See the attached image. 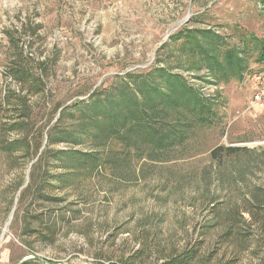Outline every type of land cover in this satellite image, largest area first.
<instances>
[{
    "label": "rangeland",
    "instance_id": "374dc122",
    "mask_svg": "<svg viewBox=\"0 0 264 264\" xmlns=\"http://www.w3.org/2000/svg\"><path fill=\"white\" fill-rule=\"evenodd\" d=\"M184 29L214 30L219 51L239 49L247 70H209L200 54L186 49L184 38L172 41ZM257 40H264V0H0V91L19 89L5 77L13 61L30 58L36 70V61L49 57L45 91L30 103L29 131L39 148L27 157H0V264L29 256L35 264H171L191 251L197 254L189 264L231 258L217 213L264 191V97L254 99L248 78L249 70L264 69ZM157 67L181 75L210 99L215 124L177 123L169 143L159 147L144 129L47 145L60 110L53 112L55 106L123 86L117 77L127 72L141 80ZM152 75L151 82H161ZM77 117L66 116L65 124L76 132ZM218 146L241 150L214 160L211 151ZM44 147L46 157L38 162ZM56 150L92 158L60 161L51 157ZM61 165L70 171L66 180L47 191L60 200L32 193L18 211L32 170L36 177L53 175L66 171ZM36 212L44 219L59 216L51 241L25 232L24 217ZM248 240L234 264L254 258Z\"/></svg>",
    "mask_w": 264,
    "mask_h": 264
},
{
    "label": "trees",
    "instance_id": "16d2710c",
    "mask_svg": "<svg viewBox=\"0 0 264 264\" xmlns=\"http://www.w3.org/2000/svg\"><path fill=\"white\" fill-rule=\"evenodd\" d=\"M171 38L172 41L184 38L186 49L200 54L203 60H206V68L213 72L220 69L224 75L226 68H230L235 75H242L247 70L239 49L226 50L222 53L219 51L217 44L220 43V35L214 30L184 29L172 35ZM257 43L260 46L257 61L264 62V40H257ZM48 60L49 57L38 59L36 70L30 67V58L16 59L7 68L5 77L12 79L19 89L0 91V157L12 160L16 159L19 153L23 154L22 157H27L36 153L39 148V142H36L35 136L29 131L31 130L29 121H32L30 103L33 96L43 94L45 91L46 82L43 77ZM261 69L262 67L257 70ZM153 72L160 77V83L151 82ZM153 72L142 76L141 80L132 78L131 73L127 72L123 77H117L123 86L93 91L87 99L65 106L63 103L55 106L53 112L59 108L60 110L46 133L47 145L65 141L74 142L78 135L83 137L92 135L100 138L111 134L117 137L122 130L131 134L137 129H144L146 131L144 137L152 140L156 147H159L165 142L169 143L168 140L174 136V129L178 127L177 123L185 127L196 123L207 126L215 124L216 113L210 99L201 97L177 73H171L163 67H157ZM128 78H132V88ZM137 84L140 85L136 92ZM77 113V120L81 121L78 123L76 132L73 125L65 124L66 116L75 120ZM52 120L53 118L49 117L46 123ZM36 130L42 133L41 127ZM10 133L15 136L8 137ZM240 150L241 148L238 147L218 146L212 149L211 156L214 160H219L223 155H231ZM46 151L45 147L40 151L38 162L42 157H46ZM76 153L77 156H74L65 150H56L51 157L60 161L77 158L83 163L92 158V154L88 152L76 151ZM61 166L66 171L53 175L43 172L39 177H36L35 171L32 170L29 181L20 191L18 211L25 197L32 193L39 200L53 202L60 200L49 195L47 191L51 190L54 182L66 180L70 171L68 167ZM51 179L54 180L51 181ZM217 216L223 219L220 223L223 226L220 233L221 240L225 244L230 242L232 249L227 253L231 258L214 264L237 262L240 254L249 247L247 244L249 238L252 240L254 258L248 264H264V191H254L251 198L242 206L238 207V204H234L221 215L217 213ZM58 218V215L53 218L48 215L44 219L41 212L26 214L25 232L34 234L38 240L51 241L58 230L60 222ZM196 254V251L183 253L178 259H170L171 264H189ZM22 264L35 263L29 259Z\"/></svg>",
    "mask_w": 264,
    "mask_h": 264
},
{
    "label": "built area",
    "instance_id": "2783aa9c",
    "mask_svg": "<svg viewBox=\"0 0 264 264\" xmlns=\"http://www.w3.org/2000/svg\"><path fill=\"white\" fill-rule=\"evenodd\" d=\"M248 78L252 83L253 97L259 101L264 97V69L250 72Z\"/></svg>",
    "mask_w": 264,
    "mask_h": 264
},
{
    "label": "water",
    "instance_id": "95a60500",
    "mask_svg": "<svg viewBox=\"0 0 264 264\" xmlns=\"http://www.w3.org/2000/svg\"><path fill=\"white\" fill-rule=\"evenodd\" d=\"M33 257L32 256H29V257H26V258H23L18 264H22L23 262L29 260V259H32ZM54 264V263H52Z\"/></svg>",
    "mask_w": 264,
    "mask_h": 264
}]
</instances>
